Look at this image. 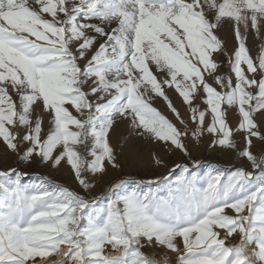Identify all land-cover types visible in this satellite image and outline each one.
Returning <instances> with one entry per match:
<instances>
[{"label": "snow or ice", "instance_id": "1", "mask_svg": "<svg viewBox=\"0 0 264 264\" xmlns=\"http://www.w3.org/2000/svg\"><path fill=\"white\" fill-rule=\"evenodd\" d=\"M118 121L191 165L153 152L167 175L94 195ZM206 133L247 167L202 179ZM0 155L77 185L0 170V264H264V0H0Z\"/></svg>", "mask_w": 264, "mask_h": 264}, {"label": "rangeland", "instance_id": "2", "mask_svg": "<svg viewBox=\"0 0 264 264\" xmlns=\"http://www.w3.org/2000/svg\"><path fill=\"white\" fill-rule=\"evenodd\" d=\"M232 30L230 26L225 25V27L218 34L220 38L226 43L228 49H232L234 45V39L232 37L231 42L227 40ZM249 40V39H248ZM248 46V45H247ZM251 49V48H250ZM255 49V50H254ZM257 48L251 49L253 55L256 54ZM222 71H227V61L224 59ZM170 97L173 99L174 104L177 106L178 97L174 92H169ZM158 101L153 104L154 107L158 109ZM165 114V112H162ZM186 118V113H183ZM122 122V121H121ZM125 129L121 132V136L123 138L120 139V142L113 147L117 151L118 162L121 165L119 169H109L108 176L104 181H100L97 183L96 189L94 191V195L99 196L106 186L108 181L118 182L119 180L126 181H140V180H154L161 175H167V170L163 167H156L151 160V156L153 152L160 154L168 164V167L171 168L174 164L177 163H188L191 165V161L187 160V158L183 157V155L179 152L172 153H162L160 148L156 145L141 142V140H135L129 137V129L127 128V122H122ZM127 136L129 139H127ZM127 140L129 144H135L138 146V151L136 153H131L127 146L123 148L121 151V146L124 145V141ZM133 141V142H132ZM141 142V143H140ZM202 143L198 147V149L194 148V142L188 143V147L190 152L192 153L193 160L200 161V166L197 169L198 175L202 179L207 178V174L210 171L212 166L218 167L224 170L223 179L227 178V175L230 174L232 170L239 167H247V165L237 158L236 154L232 151L221 150V149H211L208 147L210 143V139L206 137V135L202 138ZM145 150H144V149ZM260 148L258 149V151ZM148 152V154H147ZM151 153V154H150ZM143 154V155H142ZM146 157V158H145ZM143 158V160H142ZM9 167H20L24 171L29 173L30 178L26 179V183H34L39 182L38 177H46L53 183H58L64 187H68L71 190H77V185L72 180L70 173L67 167H61L59 169H51L45 166L40 165L39 163H33L31 165H17L15 157H0V170H5ZM248 170H251L250 168ZM146 252H151V249H145Z\"/></svg>", "mask_w": 264, "mask_h": 264}, {"label": "bare ground", "instance_id": "3", "mask_svg": "<svg viewBox=\"0 0 264 264\" xmlns=\"http://www.w3.org/2000/svg\"><path fill=\"white\" fill-rule=\"evenodd\" d=\"M232 33V32H231ZM232 37H233V34L231 35V36H229L228 38H227V40L228 41H230L231 42V40H232ZM258 44H259V42L258 41H256V39H255V37H250L249 38V40L247 41V45H248V47L249 48H251V49H253V48H257L258 49ZM233 47V46H232ZM255 50V49H254ZM256 52H257V50H256ZM177 103V107L178 108H180V106H181V101H180V99L178 98V101L176 102ZM157 106H158V110H160L161 112H165V115H169V118L171 119L172 117L170 116V114L168 113V111H167V109H166V106L162 103V102H159L158 101V104H157ZM181 111L183 112V110L181 109ZM229 121H230V123H235V121H234V119H233V117L231 116V115H229ZM123 122V121H122ZM121 121H118L115 125H114V127H113V129L111 130V132H110V137H109V139H110V143H111V145L112 146H114V145H117L118 146V143L120 142V139L121 138H123L122 136H121V132L123 131V129H125L126 128V126H124V124L122 123ZM127 128L129 129V126L127 125ZM129 132H130V129H129ZM206 135V137L207 138H209L208 137V134L206 133L205 134ZM129 137H131V132H130V134H129ZM129 137L127 136V139H129ZM126 141V140H125ZM124 141V142H125ZM201 141H202V139H201ZM200 141V143L199 144H196L195 142H194V148L195 149H198V147L200 146V144L202 143ZM123 142V143H124ZM133 142V141H132ZM141 142H143V141H141ZM140 142V143H141ZM260 148V145L259 144H257V146H256V148L254 149V151H258V149ZM144 149V148H143ZM145 150V149H144ZM136 153V152H135ZM147 154H148V152H147ZM151 154V153H150ZM143 155V154H142ZM149 155V154H148ZM0 157H2L3 158V160H4V158L5 157H3L2 155H0ZM146 158V157H145ZM142 160H143V158H142Z\"/></svg>", "mask_w": 264, "mask_h": 264}]
</instances>
